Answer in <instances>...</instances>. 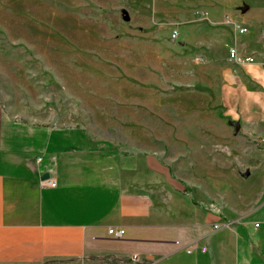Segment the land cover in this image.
<instances>
[{
  "label": "rangeland",
  "instance_id": "1",
  "mask_svg": "<svg viewBox=\"0 0 264 264\" xmlns=\"http://www.w3.org/2000/svg\"><path fill=\"white\" fill-rule=\"evenodd\" d=\"M233 4L0 0L4 110L156 152L203 201L228 217L247 214L264 201V146L234 133L217 90Z\"/></svg>",
  "mask_w": 264,
  "mask_h": 264
},
{
  "label": "crops",
  "instance_id": "2",
  "mask_svg": "<svg viewBox=\"0 0 264 264\" xmlns=\"http://www.w3.org/2000/svg\"><path fill=\"white\" fill-rule=\"evenodd\" d=\"M234 1L229 46L254 62L229 55L219 106L264 146V0ZM209 200L156 152L21 121L0 100V264H264V201L228 217Z\"/></svg>",
  "mask_w": 264,
  "mask_h": 264
},
{
  "label": "built area",
  "instance_id": "3",
  "mask_svg": "<svg viewBox=\"0 0 264 264\" xmlns=\"http://www.w3.org/2000/svg\"><path fill=\"white\" fill-rule=\"evenodd\" d=\"M231 22H232L231 19L228 18V23H231ZM237 28L239 27L237 26ZM239 31L241 33H245L247 32V29L240 28ZM174 36H177V34H175ZM263 39H264V35H263ZM263 47H264V43H263ZM229 55H230V59H232L233 61H236L237 63L254 62V57L244 56L240 54L236 47H229ZM45 181H46V184H48L51 187L56 186V182L52 179H46ZM255 226L259 227V224H256ZM125 232L126 231L123 228L117 229V228L111 227L108 231V234L115 238H122ZM206 250H207L206 247L203 248V251H206ZM133 258L137 259L136 256H134Z\"/></svg>",
  "mask_w": 264,
  "mask_h": 264
},
{
  "label": "water",
  "instance_id": "4",
  "mask_svg": "<svg viewBox=\"0 0 264 264\" xmlns=\"http://www.w3.org/2000/svg\"><path fill=\"white\" fill-rule=\"evenodd\" d=\"M126 20L128 21L129 18H127ZM233 126H234V133L237 134L240 130V124L235 122V123H233Z\"/></svg>",
  "mask_w": 264,
  "mask_h": 264
}]
</instances>
